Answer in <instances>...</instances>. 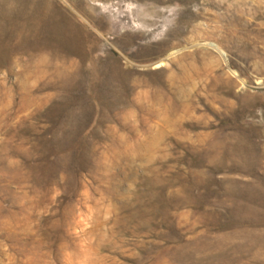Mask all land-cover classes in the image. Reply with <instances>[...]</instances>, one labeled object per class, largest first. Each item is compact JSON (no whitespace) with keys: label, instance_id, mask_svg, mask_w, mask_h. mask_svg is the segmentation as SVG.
Here are the masks:
<instances>
[{"label":"rangeland","instance_id":"374dc122","mask_svg":"<svg viewBox=\"0 0 264 264\" xmlns=\"http://www.w3.org/2000/svg\"><path fill=\"white\" fill-rule=\"evenodd\" d=\"M0 264H264V0H0Z\"/></svg>","mask_w":264,"mask_h":264}]
</instances>
